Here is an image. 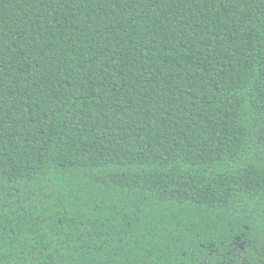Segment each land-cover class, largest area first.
Here are the masks:
<instances>
[{
  "label": "trees",
  "instance_id": "16d2710c",
  "mask_svg": "<svg viewBox=\"0 0 264 264\" xmlns=\"http://www.w3.org/2000/svg\"><path fill=\"white\" fill-rule=\"evenodd\" d=\"M0 264H264V0H0Z\"/></svg>",
  "mask_w": 264,
  "mask_h": 264
}]
</instances>
